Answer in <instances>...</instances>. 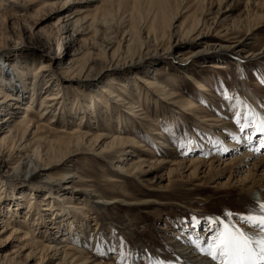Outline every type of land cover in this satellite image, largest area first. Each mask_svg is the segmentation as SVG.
<instances>
[{
	"label": "rangeland",
	"instance_id": "obj_1",
	"mask_svg": "<svg viewBox=\"0 0 264 264\" xmlns=\"http://www.w3.org/2000/svg\"><path fill=\"white\" fill-rule=\"evenodd\" d=\"M149 1L124 0L123 7L117 13L116 10L114 11L111 21L95 26L97 31L95 36L94 31L85 34L84 43L80 42V36H73L74 42L72 39L67 42L63 55L59 57L55 56L54 51L48 56L45 46L43 47L45 40L50 36L52 43L56 42V23L61 16L59 9L50 11L39 5L31 6L25 3L26 1L19 0L13 2L14 5L9 12L5 13L6 15L0 13V79L2 74H8L13 79L19 78L22 75L17 74V67L25 66L26 68L21 69V72L24 71V76H28L29 72L39 74L41 81L38 86L44 85L42 81L48 79L54 82L53 89H60L64 99L69 100L67 103H71V110H67L69 114L72 112L78 114L82 111L88 113L90 109L93 111H90V114L93 113L92 120L95 115L98 117L99 127L107 123L110 125L111 134H116L113 130L116 127L121 128L119 133H123L125 129L129 131L131 137L141 143L145 150V156L141 159L145 161V165L134 171L136 173L134 177H128L117 171L120 163H117V167H110L109 162L99 161L91 153L73 158V161H77L71 163L73 172L83 181H87L92 186V190L101 197L102 204H93L92 210L88 211V217L81 216L85 224L82 229L84 238L81 239L84 244H80L74 236L70 241L71 244L75 242L74 244L77 245L75 248H81L80 245H83L88 252L89 260H94V263L133 264L132 257L139 255L136 260L140 264H159L158 261L153 262V256L165 259L163 264H172L171 260L179 259L175 241H179L180 238L192 242L201 239V246L206 248L208 241L223 226L217 224L214 226L215 230L210 228L208 225L212 218L248 231L249 226L240 221L239 216L248 215L250 210L258 209L257 207L248 208L247 196L234 175L228 180L227 174L221 176L216 172L223 170V161L220 162L219 167L217 162L222 160L220 157L224 152L220 150L219 142L215 140L220 133L225 142L231 138L226 129L218 127L226 123L232 128L231 131L238 135L239 147L233 152H237L236 154L224 156V159L240 157L244 152L242 143L249 145L255 140L253 146L252 143L250 144L249 151H254L258 146L256 142L259 139L256 133L252 134L250 128L240 131L235 120L237 113L246 111V106H250L253 110L252 102H260L264 108V55L260 54L264 47V26L255 32V36L251 33L252 35L245 37L250 26L262 21L257 17H264V6L262 7L264 0H176V5H173V12H175L172 13L175 18L170 24L171 31L167 39L160 41L157 55L152 56L154 53L152 51L157 48L156 44L148 41L145 46L149 52H145L144 45L142 50L139 49L143 53L138 51L142 58L143 56L147 58L144 63L142 61L121 72L117 71L121 68L119 66L116 69L110 68L107 75L98 80L99 82H82L83 76L87 75L86 70L79 75L69 72L67 64L69 57L64 56L66 52L69 55L77 52L72 58L80 69L86 60L85 52H90L89 59L95 58L96 54L103 53L99 51L100 46L109 39L112 42L122 39L120 45L124 50L126 40L129 38L124 32L129 29L131 21L128 22V15L134 3L138 5L132 13L137 15L138 11L146 12ZM75 7L85 8L88 19L90 16L101 15L100 3L80 4ZM151 18V16L148 17V21ZM196 18L206 22V25L201 27V30L206 32L205 36L203 41L198 43L192 42L193 38L186 40L182 37L184 28H187ZM148 21L142 22L138 29V37L142 41L146 38L145 26ZM226 31L227 34L224 35ZM193 34L195 35L196 32ZM240 41L245 43L242 44V54L238 55L234 49ZM214 42L230 49L215 56L214 52L208 51L206 47ZM169 46L170 50L167 51ZM111 47L112 50L109 53L115 50L116 44ZM133 48L137 49L136 46ZM203 51L207 53L203 54ZM100 56L103 57L100 54L97 59H93L94 63L88 64L91 69H94L89 75L99 71L103 61ZM61 57L66 58L65 61H57ZM39 65L46 67L44 74L43 71H38ZM109 77L117 78V83L109 90L116 92V95L124 92L123 98L134 97L133 99L139 103L143 111L137 113V119L129 115L130 107L125 102L117 104L119 109L117 108V111L112 114L111 121L104 122L100 118L101 114H109L114 106L106 108L96 100L90 103L89 97L101 96L103 93L99 92L98 88H101ZM145 80L153 82V87L157 89L146 86ZM83 84L85 88L82 89ZM63 88H65L64 91ZM159 89L160 92H157L156 90ZM162 92H172L174 97H178L177 103L168 101L172 97H163ZM40 95L42 96V93ZM41 96L38 97V102ZM188 100L195 108L190 113L185 112ZM111 101L114 102V100ZM241 101L243 104L240 103ZM25 104H21L18 110L19 117L26 108ZM80 109L82 111H79ZM57 111L48 114L45 122L65 121L61 119V113ZM116 113H121L122 117ZM140 113L146 114L148 119H143ZM37 114L38 108L33 118L39 122ZM3 119L5 121L8 119L5 113L0 115V120ZM66 120L69 119L66 118ZM90 120V116L87 115L82 124L92 128L93 122ZM131 122H134L135 127L130 126ZM215 122L218 124L213 125ZM61 126V124L58 125V127ZM72 127L74 125L69 124L65 129H72ZM204 127L214 132L215 136L209 135ZM249 135L252 136L251 140L248 139ZM168 145H171L170 151L165 149ZM118 155L110 159L116 162L121 158ZM135 159L134 157L130 160L128 165ZM190 160L204 161L206 165L210 163L213 166L211 169L203 168L199 171L184 167L183 165ZM177 163H183V165L180 166ZM30 167L22 164L18 171L19 173L29 171ZM1 172L5 174L7 171ZM44 174L37 171L28 178L22 177L23 179H19L18 183L21 186L44 185L46 181ZM76 176L75 182L79 180ZM66 193L67 198L63 201L73 203L74 206L79 204V199L84 201L87 198L82 191H79L76 192V196L71 195L72 199L68 200L70 194ZM26 196L31 197L28 194ZM114 198L118 201L115 205L112 204ZM262 198L260 190L250 196V199L258 204L264 203ZM62 199L60 201L57 199L54 203L65 209L66 204L61 203ZM226 211L233 213L231 220L225 217ZM70 212L73 215L75 210L71 209ZM193 217L198 221L200 238L195 235ZM199 224H202V227ZM92 243L93 246H91Z\"/></svg>",
	"mask_w": 264,
	"mask_h": 264
},
{
	"label": "bare ground",
	"instance_id": "obj_2",
	"mask_svg": "<svg viewBox=\"0 0 264 264\" xmlns=\"http://www.w3.org/2000/svg\"><path fill=\"white\" fill-rule=\"evenodd\" d=\"M14 1L17 2L19 0H0L1 15H4L11 10ZM22 1H26L25 3L30 4L31 6L34 4L39 5L43 9H50V11L56 8L61 12V16L56 23V42L53 44L50 36L45 40V44L43 45V47L45 46L44 49L48 52V56L52 55L54 51L55 56L58 57L63 55L65 44L72 41L73 36H80L81 43L85 42V39H83L85 34L94 31L95 36L97 33L95 26L97 24H106L111 21L114 17V11L116 10V13L119 12L123 7L124 2V0ZM175 2L176 0H150L148 2L149 8L146 12L142 13L138 11L137 15L132 13L138 5L137 3H134L131 12L128 15V22L131 21L129 29H126L124 32V34L129 36L128 40H126L127 42L124 50L120 45L122 39L118 42H112L110 39L108 42H103L100 46L101 50H99L103 52L100 53L103 55V57L100 56L103 58L101 59V61L103 60L100 64L101 67L99 71H96V73L92 75H89V73L94 71V69H91L88 64L94 63L93 59H97L100 54H96L95 58L89 59L90 52L86 51L84 54L86 60L82 67L78 69L72 58L77 52L75 51L72 55H69L66 52L64 56H66V58L69 57L67 63L69 72L79 75L82 74V71L86 70L85 73L87 75L83 76L81 79L82 82H99L98 80L101 79V77L106 76L107 71L110 68L116 69L119 66L121 68L117 71L121 72V70H124L125 68L130 69L142 61L144 63L147 58H144V56L142 58L139 54L143 53L140 51L142 50L143 45L145 46L148 41L154 43V45L156 44L155 46H157V48L152 51L154 52L152 56H154L159 50L158 45L160 41L168 38L169 32L172 28L170 24L175 18V15L173 14L175 12H173V5H176L177 3ZM92 3H100V16H90L88 19L85 8L75 7L80 4L92 5ZM263 6L264 3L262 7ZM150 16L152 17V20L149 19L150 21H148V17ZM257 18H259V20L262 19V21L256 22L252 27L250 26L246 31L245 37L252 35L251 33H254L253 35L255 36V32L264 26V17L258 16ZM199 19L196 18L193 23L187 28H184L182 31L183 39L191 40L193 38L191 41L196 43L203 41L206 32L201 30V27H204L206 22ZM147 21L148 24L145 26V29L147 30L146 38L145 41H142L138 37V29L142 22L145 23ZM195 32L196 34L194 35L193 33ZM226 34L227 31L224 35ZM245 40L247 41V38ZM244 43L245 42L241 43L240 41L235 47L234 50L236 51V54H242V44ZM115 44V50L109 53L112 50L111 46ZM133 46H136L137 49L135 50ZM170 46L167 47V51L170 50ZM206 47L208 51H213L215 56L222 54V51H228L230 49L229 47H223L222 44H216L215 42L211 45L208 44ZM144 48L145 52L148 53L149 50H146V46ZM204 53L207 52L203 51V54ZM260 54L264 55V47ZM66 58L63 59L61 57L58 58L57 61H65ZM26 65L30 66V64ZM22 68L26 67H17V74L22 75L19 78L15 77L13 79L8 74H2V78L0 79V115L5 113L8 117L7 121L4 119L2 121L0 120V173H2L1 171L3 170L7 171L5 174H3L4 172L2 175L0 174V264H100L94 263V260H89L87 255L88 252L83 245H80L81 248H75V246H77L74 244L75 242L72 244L70 243V241L73 240L71 237L74 236L80 241V244H84L81 242V239L84 238L82 235V229L85 227V224H83L84 218L81 216L88 217V211L92 210L93 204H102V202H100L101 197H99L96 191L92 190V186L89 185L87 181H83L80 177L76 176L73 172V166H71V163L77 162L73 161V158L91 153L99 161L109 162L108 164H110V167H117V163H120L118 166L120 168L117 171L128 175V177H134L136 174L134 171L145 165V161L141 160L142 157L145 156V150H143V146L136 140V138L131 137L129 131H125L124 129L123 133H119V129L121 128L116 127L113 129L116 134H111L110 125L107 123H103L102 127H99L97 125L99 121L98 117L95 115L92 120L91 115H93V113L90 114V109H88V113L85 111L83 112L82 109H80L79 111L82 112L78 114L74 112L69 114L67 110H71V103H67L69 100L64 99L61 95L62 92L60 89H53L52 85L54 82L48 79L42 81L44 82V85L38 86V83L41 81L39 74L37 72H29L28 76H24V71L21 72ZM38 71H43L44 74L46 72V67L39 65ZM111 71L113 72L115 70ZM240 71H242L241 68ZM107 80L108 81L104 82L105 84H103L101 88H98V91L103 93L101 96L92 95V97H89L91 98L90 103L96 100L98 103H101L100 105H104V107L106 106V108L114 106L110 109L111 112L109 114H101L100 118L104 122L111 121L112 114L117 111V108L119 109L117 104L125 102V104L130 107L129 115L137 119V113L142 112L143 110L140 109L141 106L139 103L133 99V95V98H123L124 92H120L119 95H116V92L109 90V88L117 83V78L109 77ZM144 84L152 89H157L153 87L154 83L150 80H145ZM81 87L82 89L85 88L84 84ZM92 87L95 88L94 86ZM64 90L65 88H63V91ZM156 91L160 92V89ZM41 93L42 96L40 95ZM161 95L166 98L172 97L174 99L170 98L168 101L177 103L176 100H178V97H174L172 92H162ZM39 96H41L40 102L37 101ZM111 100H114V102ZM23 103H26V108L19 117L17 113ZM37 108L39 122L33 118ZM252 108L256 113L264 115V108L260 102H252ZM192 109L194 110L195 108L188 100L185 112L190 113ZM52 111L61 113V119L65 121H50L46 123V116ZM86 114L90 116L93 122L92 128L85 127V125L82 124L87 117ZM117 115L122 117L121 113H118ZM141 115L143 119H148L146 114L142 113ZM58 116L60 115L58 114ZM66 118L69 120H66ZM59 124L62 126L58 127ZM69 124H73L74 127H72V129H65ZM217 124L218 123L215 122L213 125ZM130 126L135 127L134 122H131ZM218 127L226 129L231 138L225 142L221 137L222 133L216 136L217 140L215 141L219 142L220 150L224 152L220 157L222 160L220 159V161L218 160L219 162H217L219 167L220 162L223 161V170L219 171L216 169L218 167H216L215 169L218 170L216 172L221 176L227 174L228 180L233 178L234 175L239 180L243 193L247 196L246 201L248 208L257 207L258 209L255 210L254 214H259V204L254 200H251L250 196H252L255 191L260 190L262 191V199L264 201V147H261L260 143L261 139H264V135L256 133V136H258L257 138L259 139V141L256 142L258 143V151L257 148L254 151H249V148L251 147L250 144L252 143L251 145L253 146L255 143L254 140L253 142H250L249 145H246V143L241 144L244 146V152L240 157L224 159V156H232L237 153L233 152L238 150L239 142L237 141V138L239 137L233 130L231 131L232 128L228 127L226 123L220 124ZM204 129L209 135L215 136V133L211 130L206 129L205 127ZM233 137H236V139H233ZM165 149L170 151L171 145L166 146ZM238 152H240V150ZM115 155L121 157L120 160L114 162V159H110ZM134 157L136 158L135 161H132V164L128 165L129 161ZM22 164L26 165V167H31L29 171H21V174L18 169ZM163 164L165 165V163ZM178 165L181 166L183 163H179ZM205 165L206 163L204 161L190 160L183 166L197 171L203 168L211 169L213 166L212 164L210 165V163L206 166ZM37 171L45 173L44 177L46 181L44 182V185H19V179L22 180L24 177L28 178L29 175ZM20 175L22 176L20 177ZM75 176L79 179L77 182L74 180ZM79 191H82L85 196H87L84 201L79 199V204L76 206H74L75 204L73 203L63 201L64 198H67L65 192H67L66 194H70L68 200H71L72 196H76V192ZM27 194L31 197L27 198ZM44 195H47V198ZM57 199L59 201L62 199L61 203L66 204L65 209L64 207L60 208L58 205H55L54 202ZM116 200L117 199L115 198L112 199L113 205L118 203ZM42 208L44 209L42 210ZM71 209L75 210L73 215L70 212ZM197 225L198 224L195 225V235L200 238V229ZM199 225L202 227V224ZM200 240L199 242L202 241ZM174 245L178 250L179 259L171 260L172 264H218L217 261H212L206 255L201 254L191 240L180 238L179 241L174 242ZM91 246H93V243ZM193 252L199 253L195 254ZM137 257H139V255L132 257L133 264H140L138 263L139 261L136 260ZM153 257V262L158 261L159 264L164 263L165 259H162L161 257L158 258L157 256V258L155 256Z\"/></svg>",
	"mask_w": 264,
	"mask_h": 264
},
{
	"label": "snow or ice",
	"instance_id": "obj_3",
	"mask_svg": "<svg viewBox=\"0 0 264 264\" xmlns=\"http://www.w3.org/2000/svg\"><path fill=\"white\" fill-rule=\"evenodd\" d=\"M240 103L243 104L242 101ZM235 122L240 131L250 128L252 134L264 135V115L256 113L250 106H246V111L236 114ZM248 139L251 140L252 136L249 135ZM260 143L261 147H264V139H261ZM254 213L255 209H252L250 214L239 216V220L249 226L248 231L234 224L212 218L209 227L215 230V225L222 224V228L216 231V235L208 241L206 248L202 247L198 240L193 243L201 254L206 255L212 261H217L218 264H264V203L259 204V214ZM224 215L229 220L233 217L230 211H226ZM197 223L198 221L193 217V226ZM249 232L253 234L250 235Z\"/></svg>",
	"mask_w": 264,
	"mask_h": 264
}]
</instances>
